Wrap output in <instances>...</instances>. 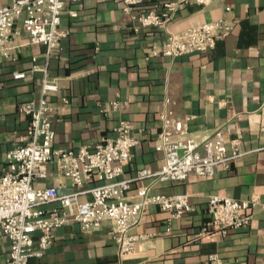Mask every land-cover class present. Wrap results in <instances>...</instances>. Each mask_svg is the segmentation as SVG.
<instances>
[{
	"label": "crops",
	"instance_id": "crops-1",
	"mask_svg": "<svg viewBox=\"0 0 264 264\" xmlns=\"http://www.w3.org/2000/svg\"><path fill=\"white\" fill-rule=\"evenodd\" d=\"M13 1L0 0V6ZM164 1L143 0L137 12ZM68 6L77 8L78 14L63 16L62 26L69 34L49 59L46 46L30 44L22 32L13 43L14 59L0 62V170L6 154L27 137L30 119L20 107L39 98L45 66L60 80L59 91L51 95L57 105L53 116L57 147L93 146L104 136H115L118 123L128 120L139 143L124 176L134 177L142 168L158 170L164 154L155 143L170 94L173 111L191 135L204 139L222 128L227 141L240 140L244 154L231 169L218 168L213 176L145 179L152 194L189 195L191 208L177 218L158 205L148 207L131 230L145 235L132 253L119 255L111 220L87 231L70 222L53 231L51 247L30 264H264V0L191 2L167 27L138 31L133 17L122 10V0H83L81 7ZM219 18L234 24V30L215 47L176 58L150 56L152 47L163 44L170 32ZM16 71L26 77L14 78ZM63 97L69 98L67 104ZM118 101L120 106L111 108ZM36 182L39 187L58 186L62 193L75 189L55 164L48 166L46 179ZM97 183L89 180L83 188ZM141 184L134 182L128 197L137 199ZM211 194L238 200L257 197L260 203L247 210L252 214L247 226L227 233L216 226L207 231ZM8 246L0 233V259Z\"/></svg>",
	"mask_w": 264,
	"mask_h": 264
},
{
	"label": "built area",
	"instance_id": "built-area-1",
	"mask_svg": "<svg viewBox=\"0 0 264 264\" xmlns=\"http://www.w3.org/2000/svg\"><path fill=\"white\" fill-rule=\"evenodd\" d=\"M83 0H14L0 6V62L13 58L15 39L28 34L29 42L46 46V58L59 48L69 29L62 26L65 13L78 14ZM214 0H166L150 11H138L143 0H122L124 12L133 17L137 28H160L177 16L184 5L195 2L209 5ZM234 30V24L223 18L194 24L180 32H170L161 45L151 49V55L176 58L185 54L202 53L216 46ZM14 59V58H13ZM38 99L24 103L20 110L30 119L27 137L6 154L5 165L0 170V233L8 241V253L0 264H30L33 257H41L53 243V231L70 222H78L84 231L98 229L105 220H111L118 242L119 255L130 254L143 234H133L132 229L142 221L145 210L158 205L173 217H182L191 208L189 195L151 193L145 179L188 180L191 173L205 178L213 176L218 168L229 170L244 154L239 139L227 141L222 128L204 139L190 134L185 121L176 116L171 105V95H166L165 109L160 116L161 131L156 150L163 152V165L158 170L142 168L136 176L125 177L132 151L139 143L134 126L121 120L115 127V136H104L95 145L79 149L55 145L56 131L53 116L57 105L51 95L60 89V80L52 76L45 66ZM26 77L16 71L14 78ZM63 102H69L63 97ZM117 109L120 102H112ZM61 167L65 177L73 182L74 190L62 193L58 186L39 187L37 180L46 179L48 166ZM89 180L98 183L86 189ZM141 181L137 199L128 197L134 182ZM90 196L83 199V196ZM58 202L56 206H49ZM258 198L234 199L211 194L208 199L210 219L205 230L218 227L222 232L247 226L252 218L249 208H254ZM211 258L219 262L217 254Z\"/></svg>",
	"mask_w": 264,
	"mask_h": 264
},
{
	"label": "trees",
	"instance_id": "trees-1",
	"mask_svg": "<svg viewBox=\"0 0 264 264\" xmlns=\"http://www.w3.org/2000/svg\"><path fill=\"white\" fill-rule=\"evenodd\" d=\"M153 9V8H152ZM144 10V9H143ZM146 11H150V9L148 8V9H145Z\"/></svg>",
	"mask_w": 264,
	"mask_h": 264
}]
</instances>
